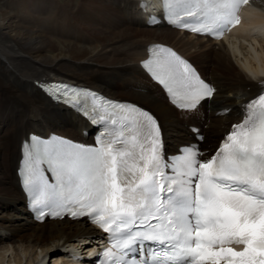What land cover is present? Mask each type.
<instances>
[{
	"label": "snow or ice",
	"instance_id": "6c2138e0",
	"mask_svg": "<svg viewBox=\"0 0 264 264\" xmlns=\"http://www.w3.org/2000/svg\"><path fill=\"white\" fill-rule=\"evenodd\" d=\"M162 2L173 23L193 18L178 26L196 22L190 30L220 35L239 22L234 13L247 0ZM157 47L144 66L173 103L196 106L194 79L203 95L212 94L174 51ZM51 88L86 114L90 106L105 131L97 148L35 137L25 145L23 184L32 207L89 216L108 233L111 248L103 255L110 264H264V95L214 154L201 159L206 154L189 146L165 162L159 126L147 111L68 85Z\"/></svg>",
	"mask_w": 264,
	"mask_h": 264
},
{
	"label": "bare ground",
	"instance_id": "6f19581e",
	"mask_svg": "<svg viewBox=\"0 0 264 264\" xmlns=\"http://www.w3.org/2000/svg\"><path fill=\"white\" fill-rule=\"evenodd\" d=\"M251 3L241 26L213 39L161 21L147 25L138 0H0V264H74V254L88 264L101 237L84 218L37 221L24 206L16 176L21 140L31 131L83 138L89 129L34 80L65 79L141 104L168 151L192 140L189 123L217 140L264 91V0ZM150 43L189 59L213 95L192 110L171 105L138 65Z\"/></svg>",
	"mask_w": 264,
	"mask_h": 264
},
{
	"label": "rangeland",
	"instance_id": "374dc122",
	"mask_svg": "<svg viewBox=\"0 0 264 264\" xmlns=\"http://www.w3.org/2000/svg\"><path fill=\"white\" fill-rule=\"evenodd\" d=\"M123 99H125V98H123ZM19 206H21V205H18V206H15V208H14V210H20V208H19ZM6 211H5V209L4 208H0V215H2L3 213H5ZM23 213H24V215H28L27 213H26V211H25V209L23 210ZM4 235H5V233H3V232H0V236L3 238L4 237ZM52 258V257H51ZM54 258V257H53ZM52 258V259H53Z\"/></svg>",
	"mask_w": 264,
	"mask_h": 264
}]
</instances>
